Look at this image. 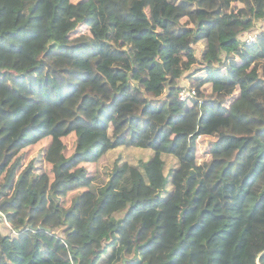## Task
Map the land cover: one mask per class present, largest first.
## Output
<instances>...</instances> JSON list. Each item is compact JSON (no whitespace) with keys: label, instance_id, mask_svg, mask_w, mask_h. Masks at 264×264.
<instances>
[{"label":"trees","instance_id":"trees-1","mask_svg":"<svg viewBox=\"0 0 264 264\" xmlns=\"http://www.w3.org/2000/svg\"><path fill=\"white\" fill-rule=\"evenodd\" d=\"M262 20L264 0H0V264H264ZM44 139L53 179L14 183ZM112 151L94 192L85 163ZM129 170L152 200L117 189Z\"/></svg>","mask_w":264,"mask_h":264},{"label":"rangeland","instance_id":"rangeland-1","mask_svg":"<svg viewBox=\"0 0 264 264\" xmlns=\"http://www.w3.org/2000/svg\"><path fill=\"white\" fill-rule=\"evenodd\" d=\"M217 7H214V10H216ZM210 16L214 19L215 24L213 25L212 28V33H211V39L212 41L218 46V33L219 30L222 26V21L216 20L218 16L216 13L210 14ZM128 22H133L137 25V31H141L144 28L147 27V24L144 21H140L136 19L135 17H131ZM264 30V20L258 21L253 29L251 31H248L244 36L246 37L248 34L249 36L253 35V33L258 34V32ZM192 70H188L183 81L184 82H190L191 78L190 73H192ZM183 82V83H184ZM208 91V89H206ZM226 107V106H224ZM65 141L67 143V153L70 155L73 152L74 149V144H75V135L74 133L69 134L68 136L65 137ZM50 143V139H44L43 141L32 145L30 147H27L23 149L21 158H19L18 162H21L22 167L17 169V171H14V166L12 169L9 171V176L8 178H14L13 181L16 183V180H18V176L21 173V171L26 168L30 167L33 168L36 174L41 173L42 171H45L49 174L50 178L53 179V172H52V166L49 165L45 160H44V154H45V148H47L48 144ZM236 145L239 146L241 145V140H237ZM146 153V151L136 149L133 151H125L123 153V156L125 158L130 159V161L133 162H138L140 161L142 154ZM118 153L117 152H110L103 154L101 158L92 163H85V166L87 167L88 171L94 176V180L91 184V189L96 192L97 188L100 186H103L107 183V181L110 179L112 169H113V163L116 161ZM204 158V156H203ZM12 174V177H11ZM117 189L119 190H124L126 193L129 194H134L133 197L137 199V201L140 203H145L146 201L152 200L151 197L149 198L147 196V193H139L137 189V184L134 183V180L131 176L130 170L125 173L123 178L119 181V184L117 186ZM82 191L85 190V188L81 189ZM79 191H71L65 198H64V203L65 205H69L72 203L73 198L78 194ZM211 215L207 212L205 213L206 219H208ZM41 222H44L46 220L45 216L40 217ZM2 226V225H1ZM5 232H10L8 230H4ZM95 235H99L103 231V225L102 221L99 220L97 223L96 228L94 229ZM11 233V232H10ZM16 235V234H13ZM60 242V239L57 238V236H51L48 239L49 243V248L51 255L57 250L56 243ZM18 250L17 248H15Z\"/></svg>","mask_w":264,"mask_h":264},{"label":"built area","instance_id":"built-area-1","mask_svg":"<svg viewBox=\"0 0 264 264\" xmlns=\"http://www.w3.org/2000/svg\"><path fill=\"white\" fill-rule=\"evenodd\" d=\"M255 37H251L249 41H254ZM197 96V90L190 82L182 83L179 90V98L182 101H188ZM3 225L7 227L11 234H16V231L13 229L11 223L8 220L7 214L0 209V226Z\"/></svg>","mask_w":264,"mask_h":264},{"label":"crops","instance_id":"crops-1","mask_svg":"<svg viewBox=\"0 0 264 264\" xmlns=\"http://www.w3.org/2000/svg\"><path fill=\"white\" fill-rule=\"evenodd\" d=\"M7 228L6 227H4L3 225L2 226H0V231H2L3 233H5V231L4 230H6ZM18 253H19V250L17 251Z\"/></svg>","mask_w":264,"mask_h":264}]
</instances>
